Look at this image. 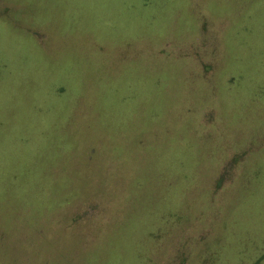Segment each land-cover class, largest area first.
I'll list each match as a JSON object with an SVG mask.
<instances>
[{
	"label": "rangeland",
	"instance_id": "374dc122",
	"mask_svg": "<svg viewBox=\"0 0 264 264\" xmlns=\"http://www.w3.org/2000/svg\"><path fill=\"white\" fill-rule=\"evenodd\" d=\"M0 264H264V0H0Z\"/></svg>",
	"mask_w": 264,
	"mask_h": 264
}]
</instances>
